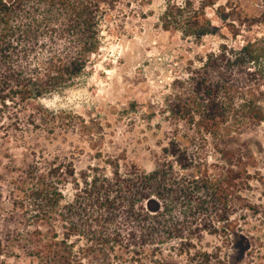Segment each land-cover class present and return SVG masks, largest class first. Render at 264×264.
<instances>
[{
  "label": "rangeland",
  "instance_id": "obj_1",
  "mask_svg": "<svg viewBox=\"0 0 264 264\" xmlns=\"http://www.w3.org/2000/svg\"><path fill=\"white\" fill-rule=\"evenodd\" d=\"M174 6L204 13L209 31L193 38L176 27L165 30L160 19ZM105 23L103 44L87 77L22 108L8 103L2 109L0 210L6 219L12 212L15 218L11 223L0 221V264H43L36 257V233L63 238L69 231L60 217L30 223L40 185L59 189L60 205L73 204L69 210L76 215L86 203L78 192L85 187V175L95 170L111 176L115 164L122 172L130 167L150 172L161 162L162 149L176 139L190 157L202 159L207 173L218 176L223 173L220 167L234 172L227 183L232 191L227 226L212 231L201 224L191 231L193 251L216 254L210 264H264V122H230L220 135L212 136L181 116L183 109L195 111L196 121L197 113L203 112L199 107L208 106L196 85L201 79L222 74L234 87L255 85L263 91L264 61L247 68L229 58L220 70L200 65L221 47L238 50L264 35V0H118ZM220 151L234 157L232 168L219 162ZM185 173L192 175L194 170ZM212 216L205 213L201 218L221 227ZM193 221L187 220L194 225ZM15 226L21 233L13 230ZM78 239L73 236L70 241L79 245ZM176 249L177 240L166 241L159 254L141 264L198 263H189V256H180Z\"/></svg>",
  "mask_w": 264,
  "mask_h": 264
},
{
  "label": "trees",
  "instance_id": "obj_2",
  "mask_svg": "<svg viewBox=\"0 0 264 264\" xmlns=\"http://www.w3.org/2000/svg\"><path fill=\"white\" fill-rule=\"evenodd\" d=\"M116 1L0 0V119L8 103L22 108L30 101L76 86L90 74L93 57L103 44L106 16L115 11ZM174 8L170 7L160 19L165 30L176 27L193 38L209 31L204 13L191 8L187 11L185 6L173 12ZM229 58L247 68L264 61V35L247 41L238 50L221 47L213 51L201 61L200 68L220 70ZM196 85L209 104L199 107L203 112L197 113L196 121L192 117L195 111L183 109L181 116L194 122L198 131L218 136L230 122H264V89L260 91L255 85L247 89L234 87L222 74L215 79H201ZM168 146L162 149L161 162L150 172L132 167L122 172L115 164L111 176L95 170L93 175H85V187L78 192L86 203L84 208L79 205L83 211L76 215L69 210L73 204L60 205L59 189H43L40 185L36 192L40 198L30 223L60 217L69 231L63 238L56 233L37 232L36 257L43 264H113V260L141 264L159 254L164 242L177 240L176 252L189 256V263L198 260L193 264H210L216 254L193 251L191 231L201 224L212 231L227 226L232 192L227 183L234 172L220 167L222 174L211 175L202 159L190 157L178 139ZM218 154L221 164L233 165L234 157L227 151ZM188 169L194 173L187 175ZM81 212L85 215L77 218ZM204 212L221 221V227L204 222ZM14 218V212L6 219L0 210V221L11 223ZM191 219L194 225L187 222ZM13 230L18 229L15 226ZM73 236L79 238V245L70 241ZM2 250L0 242V256Z\"/></svg>",
  "mask_w": 264,
  "mask_h": 264
}]
</instances>
